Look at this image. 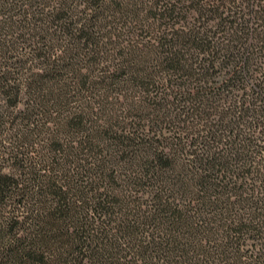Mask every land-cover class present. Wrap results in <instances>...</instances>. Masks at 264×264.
I'll list each match as a JSON object with an SVG mask.
<instances>
[{
  "label": "trees",
  "instance_id": "obj_1",
  "mask_svg": "<svg viewBox=\"0 0 264 264\" xmlns=\"http://www.w3.org/2000/svg\"><path fill=\"white\" fill-rule=\"evenodd\" d=\"M239 2L0 0V264H264V0Z\"/></svg>",
  "mask_w": 264,
  "mask_h": 264
},
{
  "label": "rangeland",
  "instance_id": "obj_2",
  "mask_svg": "<svg viewBox=\"0 0 264 264\" xmlns=\"http://www.w3.org/2000/svg\"><path fill=\"white\" fill-rule=\"evenodd\" d=\"M208 1H210V0H208ZM218 1V3H219V1L220 2H222V3H225L226 5L228 4V3H230V0H217ZM240 0H235V3L237 4V3H240L239 2ZM232 4V3H231Z\"/></svg>",
  "mask_w": 264,
  "mask_h": 264
}]
</instances>
